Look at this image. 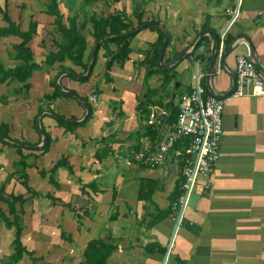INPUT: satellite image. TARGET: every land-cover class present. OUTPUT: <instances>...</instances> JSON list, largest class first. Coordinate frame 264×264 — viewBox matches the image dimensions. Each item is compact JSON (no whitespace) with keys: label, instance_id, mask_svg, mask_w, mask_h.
I'll list each match as a JSON object with an SVG mask.
<instances>
[{"label":"crops","instance_id":"obj_1","mask_svg":"<svg viewBox=\"0 0 264 264\" xmlns=\"http://www.w3.org/2000/svg\"><path fill=\"white\" fill-rule=\"evenodd\" d=\"M0 4L4 6L5 2L2 4L0 0ZM8 5L10 13L14 2L8 0ZM196 5L200 7L197 9ZM233 8L238 10V18L227 30L223 59L219 65L217 56L208 83L213 37L216 41L219 39V47L228 25V10ZM16 10L14 15L10 13L11 19L21 31H26L31 13ZM196 10L200 15L191 16ZM206 10L209 12L205 14ZM0 16V28L6 27L7 23ZM172 17L174 23L168 28L172 42L163 63H169L184 52L193 55L180 60L173 71L174 76L180 73L178 87L173 81L162 87V75L146 78L150 69L138 66L158 40L157 33L151 30H142L131 40L130 60L124 66L115 64L109 71L113 83L105 80V50L104 56L98 57L88 82H80L61 72L63 65L77 73L83 72L81 67L66 61L35 71L27 82L28 92L18 81L0 83V97L8 96L7 103H0V124L9 125L12 140L27 141L31 145V149L24 150L28 155L25 172L30 176L33 190L40 194L33 195L23 185L15 166L21 160L16 148L0 141V186H5L7 194L26 198L22 241L35 259L26 255L18 264H79L88 242L98 238L111 239L117 246L107 264H264V97H242L225 105L220 158L210 176L212 186L207 192L203 191L205 179L200 178L197 187L200 199L185 213L189 224L197 230L180 226L173 242L176 221L172 198L183 183L182 167L188 157V147L186 151L181 145L173 149L160 167L134 159L140 152L153 153L171 130V125L166 123L155 130L156 134L149 131L150 111L164 109L170 116L168 104L179 106L181 97L193 91L198 78L205 90L204 98L213 96L212 92L226 94L236 76V57L250 55L253 59L252 48L256 68L264 81V0H202V4L201 0H180V20L194 22L192 29L182 28L181 35L177 22L179 13L173 12ZM143 20L154 19L146 14ZM54 22V16L45 11L38 13L37 34L29 47L39 64L57 50L55 42L61 41ZM166 22L163 21L161 28L167 27ZM200 37L199 43L205 44L202 51V44L197 49ZM91 38H86L85 60L95 44ZM21 42L17 36L0 39L2 64H21L12 57L13 46ZM100 60L105 73L98 69ZM54 80L77 92L80 98H90L94 117L85 126L67 130L49 113L47 108L67 119L75 118V122H81L86 115L85 107L77 99L43 100L45 95L55 91L50 84ZM174 86L177 90L180 88V93H173ZM96 88L100 91L98 95L93 94ZM157 88L158 93L146 103L145 93ZM177 96L178 103L174 101ZM41 107L46 111L42 115ZM39 127H43L52 140L46 153L42 152L44 142ZM106 147L109 155L98 161L96 153L98 150L102 153ZM63 157L68 159L74 174L66 168L58 169L59 186L55 187L49 176H41L40 171H49ZM146 180L158 187L151 203L138 198L142 181ZM90 184L92 188L86 187L82 192V186ZM47 195L54 196L56 201ZM61 200L69 205H62L58 202ZM16 208L20 211L19 203ZM0 209L9 216L5 202H0ZM169 211L170 215L152 225L160 212ZM77 214L81 224L76 220ZM62 231L72 235L73 243L62 239ZM11 237L14 239V229H7L5 223L0 222V264L8 261L14 252Z\"/></svg>","mask_w":264,"mask_h":264},{"label":"trees","instance_id":"obj_2","mask_svg":"<svg viewBox=\"0 0 264 264\" xmlns=\"http://www.w3.org/2000/svg\"><path fill=\"white\" fill-rule=\"evenodd\" d=\"M7 1L8 0H6L4 6L0 4V15H2L4 22L7 23L6 27L0 28V39L9 36H17L22 39L21 43L13 46V49L15 50V54H13L12 56L13 59L21 62V64L12 67H5L4 64L0 63V83H4L6 81H18L20 83H23V88L27 92L30 89V86L27 82L33 76L35 71H40L45 67H52L56 63L63 64L66 61H71L74 65L81 67L83 69V72L77 73L71 67H67L65 65H63L61 72H66L68 74H71L72 77L76 78L80 82L83 83L88 82L94 72V68L97 64L98 57L102 49L105 50V57L107 58V62H106L107 72L105 74V80L107 83H113L114 80L110 76L109 71L112 70L115 64L124 66V64L130 60V55L132 53L131 40L137 34L130 37H118V36L133 31L139 26L149 22V21H144L142 18L144 13L142 11L138 12L137 10L134 11L136 12V18L138 23L136 27L130 21V17L127 15V13L124 10L121 12L118 11L116 14L102 13L100 15H97V14L87 13V15L84 17L83 20L80 19L81 16L78 13L66 17L62 10L61 0H49L46 6V13L48 15L55 17V22H54V25L56 27L55 31L56 33L61 35V41L55 42V46L57 50L51 52L45 58V60L39 64L35 62L32 51L29 47V43L31 42L33 37L37 34L38 14L35 12L30 14L28 29L26 31H21L20 26L11 19L9 13V5ZM77 1H81L82 5L86 7L88 5L97 2L119 3L122 0H77ZM21 7L23 8L24 5H22ZM150 22L155 23L156 26L160 28V23L158 21L152 20ZM149 29L153 32L158 33V40L150 46V49L146 52L144 59L139 63L138 66L144 67L146 69H150L148 71L146 78L153 74L162 75V79H163L162 87H167L172 83L174 79L173 71L181 61L175 62L169 69L166 70L159 68L157 61H158L160 48L164 42V37L162 36V33L164 32L168 36V42L166 45V49L164 51L163 60L168 47L171 45L172 36L170 32L164 31L163 28L161 29L149 28ZM84 30H87L89 35L92 38H94L95 41V44L91 49L89 55L87 56L86 60H85V54L88 49V44H87L86 36L83 34ZM101 39H103V42L99 44L98 50L92 58L94 48ZM217 42H219V39L217 40ZM110 44L116 45L117 46L116 49H112L110 47ZM201 44L202 43L198 44L197 49L201 46ZM192 56L193 55H188L186 58H190ZM91 59L93 63L92 72L90 73L87 79L82 80L81 76L87 73ZM50 84L52 85V87H54L55 91L51 95L49 94L45 95L43 97L44 101L53 102L54 100L62 97L77 99L75 97V95L78 96L77 92L66 89L64 87L60 88L56 80L52 81ZM65 91L70 93H66ZM158 91L159 88L148 90L144 95V97L146 98V103L148 101H152V96L158 93ZM176 91L177 88H175L174 86L173 93L175 94ZM93 94L94 95L100 94L98 88L94 90ZM81 99L87 104L89 110V115L84 122L76 123L75 118L68 119L73 121L71 123L64 122L61 120V118H65V117L54 112L53 109L51 108H47V109L49 110V113H51L52 116L57 120L58 125L66 128L67 130H73L74 128L85 126L94 117V106L92 105L90 98L82 97ZM0 101H4V103H7L8 96L0 97ZM78 101L80 102V100ZM168 107L171 114L170 116L167 117L166 123L172 126L177 120L179 114V106L175 104L174 106H172V102H170L168 104ZM43 110L44 108L41 107L39 112ZM155 130H158V128L149 126V131L153 132V134H156ZM42 131L44 136L46 137V144H47L43 148L42 152L46 153L50 148L52 140L43 127H42ZM9 134H10L9 125L6 123L0 124L1 139L14 144H23V146L12 145L16 148V150L21 156V160L18 163H16L15 166L18 169L17 171H20L19 177L23 179V185L26 187V189L33 195H40L31 187L30 176L25 172L26 168L28 167V164L26 163V159L28 158V155L24 154V150L31 149L32 148L31 145L25 141L20 142L18 140H12ZM101 141L105 142L104 139H102ZM188 142L189 141L182 140V142H179L176 145V147L180 148L181 145L186 151L188 147ZM108 155H109V149H107L106 147L105 150L102 151V153L98 150V152L96 153V158L98 161H102V159L104 157H107ZM60 168H66L68 169L70 174L72 175L74 174L72 166L69 164L68 159L65 157L61 158L49 171L41 170L40 174L43 177L49 176L50 183L53 186L58 187L59 183L57 181L56 173L57 170ZM92 185L93 184H90L89 186L86 185L82 186V192H84L86 187L92 188ZM157 188L158 187L154 182L147 180L142 181L139 197H138L139 200L151 203L152 196ZM182 193L183 192L181 185L180 188L178 187L176 189V193L172 198L173 203L178 200V198L182 195ZM46 197L52 199L54 202L56 201V199L52 195H47ZM115 199H116V194L114 193L113 202L115 201ZM0 202H5L9 207V216L0 209V222H4L7 229L10 230L14 229V239L12 242L14 252L11 255L10 259L7 262H3V264H18L26 255L30 256V258H32V260L35 261V259H33V253L29 252L26 249L22 241L23 230H24L22 215L24 214L23 205L26 202V198L23 195H15L13 193L7 194L5 192V186L2 185L0 186ZM58 202L64 206L66 205L62 201H58ZM17 203H19L21 206L20 211H18L16 208ZM168 215H170V211L166 213L160 212L157 218H155L154 221L152 222V225H155L156 223L162 221ZM61 237L63 240L73 243V238L71 234L62 231ZM116 249L117 246L112 242L111 239L98 238V239L90 240L83 252V260L79 264H107L109 258L116 251Z\"/></svg>","mask_w":264,"mask_h":264},{"label":"built area","instance_id":"obj_3","mask_svg":"<svg viewBox=\"0 0 264 264\" xmlns=\"http://www.w3.org/2000/svg\"><path fill=\"white\" fill-rule=\"evenodd\" d=\"M234 15L232 24L238 18V10L230 11ZM226 32L221 36L218 47L219 65L223 59ZM249 47V46H248ZM250 50V47H249ZM236 88L227 97L220 99L215 96L204 98L205 90L197 79L195 88L190 94L181 97L179 114L176 122L171 126L167 138L162 141L153 153L140 152L134 159L151 167H160L168 155L179 142L189 141L187 155L182 167V195L172 204L175 221L185 218V213L190 208L189 203L200 178L205 179L203 191L210 190L212 186L211 174L214 165L220 158V144L224 131L223 113L225 105L242 97H264V81L260 77L255 61L250 55L236 57ZM168 112L164 109H152L149 113L147 124L154 128H161L166 124ZM129 161V160H127Z\"/></svg>","mask_w":264,"mask_h":264},{"label":"rangeland","instance_id":"obj_4","mask_svg":"<svg viewBox=\"0 0 264 264\" xmlns=\"http://www.w3.org/2000/svg\"><path fill=\"white\" fill-rule=\"evenodd\" d=\"M1 1H2V4H4V2H6V0H1ZM47 1L49 2V0H12V2H14V6H12L10 13L12 15H14L16 9H20L21 11H24V13L27 10L28 14L29 13L32 14L33 12H35L37 14L39 12L43 13L44 11L46 12ZM215 1L216 0H213V2H215ZM15 2H17V4H15ZM201 4H202V0H201ZM22 5H24L23 8L21 7ZM213 5H214V3H213ZM61 6H62V10H63L66 17L72 16L75 13H78L81 16V18H80L81 20L84 19V17L87 15V13L88 14H97V15H100L102 13L116 14L118 11L121 12L124 10L127 13V15L130 17V21L132 23H134V26L137 23L136 12H134V11H136V10L138 12L142 11L144 13L142 18H144L147 14L148 18H152L154 20L156 19L155 21H158L160 23V28L158 27V29H161L162 24H164L163 21H167L166 22L167 27L164 26L163 30L168 31V32H170L169 29L171 28V24L174 23L172 13L177 11L179 13V19L177 20V22H178V24H180V35L183 32L182 28L183 29L184 28L192 29L193 26H191V25H193V23H194L192 19H185L184 23L180 20V0H122L119 3L97 2L94 4L88 5L86 7H84L82 5L81 1L61 0ZM196 7L198 9L200 7V5H196ZM208 10H210V8ZM208 10L205 11V14L207 12H209ZM198 11L199 10H196V13L191 12V16L196 17V15H200L198 13ZM230 11H232V9L228 10V14ZM16 12H17V10H16ZM157 14H159V15H157ZM157 17L160 20H158ZM0 18H1V16H0ZM142 30H150V29L144 28ZM141 31H139L138 33H140ZM83 34L86 36V38H91V36L89 35L87 30H84ZM157 35H158V33H157ZM90 42L92 43V40H90ZM110 47L113 49H116L117 46L114 44H110ZM167 52H166V54H167ZM103 53H104V49L101 50L99 57L104 56ZM134 53H136V51H134ZM0 63H3V61H0ZM12 66L13 65H8L5 67H12ZM98 69H102L103 71L105 69L101 60H100L99 65H98ZM104 73H105V71H104ZM142 74L144 75V71H142ZM142 78H143V76H142ZM180 80H181L180 73H178V75L174 76L173 83L178 84V83H180ZM150 83H152V82H150ZM150 85L152 86V84H150ZM177 93H180V88H179V90H177ZM174 101H176V103H178V96L176 97V99H174ZM0 103H4V101H0ZM59 115H61V114H59ZM61 116H63V115H61ZM63 117H65V116H63ZM25 142H27V141H25ZM169 157H171V156H169ZM61 201L64 202L63 200H61ZM67 205H69V204H67ZM69 208H74V207L70 206ZM76 220L80 224L82 223L81 219L78 217V214H77ZM23 225H24V223H23ZM12 233L13 232H11V236H12ZM175 237H176V235H175ZM11 239L13 240L12 237H11ZM4 262H7V261H4ZM2 264H3V262H2Z\"/></svg>","mask_w":264,"mask_h":264},{"label":"water","instance_id":"obj_5","mask_svg":"<svg viewBox=\"0 0 264 264\" xmlns=\"http://www.w3.org/2000/svg\"><path fill=\"white\" fill-rule=\"evenodd\" d=\"M232 11H236V8H233ZM226 20H227V22H228V25H227V28L225 29L224 32H226V31L228 30V28L230 27L232 21L234 20V15H232V14H228V15L226 16ZM144 28H156V29H158V27L156 26L155 23H153V22H148V23H146V24H143V25L139 26L137 29H135V30H133V31H131V32L125 33V34H123V35H120V36H118V37H130V36H133V35L137 34L139 31H141V30L144 29ZM162 36L164 37V42H163V44H162V46H161V48H160V52H159V56H158V61H157V63H158L159 68L166 70V69H169V68H170L175 62H178V61L184 59V58L188 55V52H184V53L180 54L179 56H177L176 58H174V59H173L172 61H170L169 63H167V64H163V63H162V61H163V55H164V51H165V49H166V45H167V42H168V36H167L166 33H164V32L162 33ZM201 39H202V37L199 38L197 44L201 41ZM101 42H103V39H101V40L96 44V46H95V48H94V51H93V54H92V58H93V56L95 55V53L97 52L98 47H99V44H100ZM197 44L195 45V47L197 46ZM204 47H205V44L203 43L202 46L200 47V51H202V50L204 49ZM230 49H231V48H230ZM217 53H218V45H217V41H216V39L213 37V46H212V49H211V61H210V65H209V74H208V77H207V81H208V83L210 82L211 76L213 75V70H214V65H215L216 58H217ZM227 54H228V53H226V56H227ZM251 55H252V57H253V59H254V61H255L254 50H253L252 48H251ZM92 69H93V63H92V59H91V60H90V63H89L88 71H87V73H86L85 75H82V76H81V79H82V80L87 79L88 76L90 75V73L92 72ZM69 75H71V74H69ZM71 76H72V75H71ZM58 85H59L60 88H62L61 84L58 83ZM178 86H179V84H177V87H178ZM235 88H236V76H233V86H232V88H231L226 94H224V95H215V93L212 92V95L215 96V97H217V98L223 99V98L229 96V95L235 90ZM65 92H66V93H70V92H67V91H65ZM75 97H76L78 100H80V102L83 104V106H84L85 109H86V115H85V117L83 118V120L81 121V122H84V121L86 120V118L88 117V115H89V110H88L87 104H86L84 101H82V99H81L79 96L75 95ZM45 112H46V111H42V112L40 113V115H42V114L45 113ZM61 120L64 121V122H67V123H71V122H73V121L68 120V119H65V118H61ZM76 123H79V122H76ZM39 129H40V133H41V135L43 136V142H44V147H45V146L47 145V144H46V137H45L44 134H43L42 128L39 127ZM0 141H1V142H5V143H7V144H9V145L23 146V144H14V143L8 142V141H6V140H3V139H1V138H0ZM44 147H43V148H44ZM43 148H42V149H43ZM199 199H200V196H199L197 193H194L193 196H192V198H191V201H190V203H189V206H190V207H195L196 204H197V202L199 201ZM181 226H188L189 229H190V230H193V231H196V230H197L196 227H194L193 225H190V224H189V222L187 221L186 218H183V220L181 221ZM178 229H179V220H177V221H176V224H175L174 233H173V237H172V242H173V240H174V237H175L176 232H177Z\"/></svg>","mask_w":264,"mask_h":264}]
</instances>
